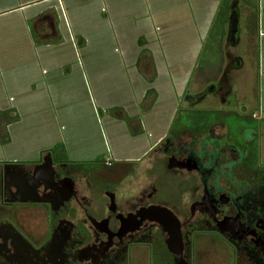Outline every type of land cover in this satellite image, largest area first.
<instances>
[{
    "label": "crops",
    "instance_id": "crops-1",
    "mask_svg": "<svg viewBox=\"0 0 264 264\" xmlns=\"http://www.w3.org/2000/svg\"><path fill=\"white\" fill-rule=\"evenodd\" d=\"M220 1L0 0V111L14 109L19 116L5 122L9 141L0 148L22 142L33 127L43 139L35 151L26 150V158L0 160V177L5 166L35 162L55 144H63L67 159L75 163L105 157L109 147L117 162L143 169L144 157L167 135L199 67ZM258 7L257 71L248 88L255 83V97L246 90L251 94L250 107L256 104L257 117L264 112V0H258ZM139 38L145 40L144 46ZM65 44L66 50H61ZM142 49L155 72L151 82L140 60ZM77 76L90 81H83L85 99L76 102L79 92L72 94L70 79ZM149 89L154 90V102L142 109L140 103ZM124 97L127 102L121 101ZM39 104L47 111L53 106V114L67 121L63 131L79 141V157H73L79 146L71 150L62 129L49 121L52 111L42 119L52 128L50 133L39 128L40 118L28 117ZM114 107H123L138 121L125 125L108 114Z\"/></svg>",
    "mask_w": 264,
    "mask_h": 264
},
{
    "label": "flooded vegetation",
    "instance_id": "flooded-vegetation-1",
    "mask_svg": "<svg viewBox=\"0 0 264 264\" xmlns=\"http://www.w3.org/2000/svg\"><path fill=\"white\" fill-rule=\"evenodd\" d=\"M188 135L158 142L136 189L133 173L111 181L50 150L51 166L36 167L48 151L5 166L16 194L37 178L43 201L8 202L2 174V202L18 211L0 218V264H195L200 234L226 243L232 264H264V171L244 168L226 134Z\"/></svg>",
    "mask_w": 264,
    "mask_h": 264
},
{
    "label": "rangeland",
    "instance_id": "rangeland-1",
    "mask_svg": "<svg viewBox=\"0 0 264 264\" xmlns=\"http://www.w3.org/2000/svg\"><path fill=\"white\" fill-rule=\"evenodd\" d=\"M253 13V6L248 4L245 0H231L228 20L226 23L227 31H225L222 38L220 49L218 51L219 54L218 56H215L216 54L210 53V50H206L202 54L200 57L201 66L199 62V67L190 79L186 93L182 98L180 108L182 111L208 110L206 117L209 122L213 123V125H210L206 132L199 134L203 136L209 130L218 135L226 134L228 142L237 144L246 150V158L243 164L244 168L246 167L248 170H252L258 167L257 169L264 171V112L261 111L260 116H256L258 113L256 104L254 108L250 107V103L248 102V99H250V93L248 91L246 92V90H249L248 88L251 84L249 78H252L253 76V79H256L255 71H257V34L255 32L256 24L255 17L252 15ZM66 47V44L63 45L61 50H66ZM142 58V62H144V65L146 66L144 69L150 76L152 74V65L148 55L144 54ZM65 71L66 69L63 70L64 73ZM67 78L68 77L65 79ZM75 79L76 84H74ZM75 79H70L72 82V89H70V91L73 95L75 91V93L79 92L74 97L77 102L78 99H85V87H81V85H84L83 81L89 82L90 79L87 76L83 78V81L79 76ZM255 87V83H252L249 90L254 97L256 94ZM10 94H12V92L9 93V95ZM246 95H248L247 98ZM151 96L152 94L149 95V98H151ZM121 101L127 102V97H124L123 99L121 98ZM67 103H72V101L69 100ZM67 103L65 102V104ZM146 103L147 101H145V104ZM145 104L144 102H141L140 107L143 109ZM55 110L56 109L52 106L51 110L47 111L46 106L39 104V108H37L36 111L29 112L28 117L40 118L39 120L42 123H40L41 127L39 128H43V130L50 133L52 132V128L48 126L49 124L44 123L42 119H45L48 112L50 113L52 111L53 114ZM103 111V114L108 112V114L115 116L117 120L123 122L125 125H127V119L129 117H134V119H136L135 116H129L130 114L125 111L123 107H117L112 111ZM199 113H194L193 115L189 114V116L186 117L181 113L173 124L171 128L172 131L169 129L168 133L180 132L185 140L191 132L189 130H185L184 128L187 127V124L191 123L194 118H197V116L200 115ZM122 114H125L128 118L120 116ZM7 119L8 118L0 114V139L3 137L2 134H4V124ZM49 121H53L59 130L62 129L61 133L66 135V131H63L65 126H67L65 124L67 123L66 120H61L57 117V115L55 116V114H53L50 116ZM117 131L121 132L120 129H117ZM25 133L23 138H21L22 142H25L23 146L20 147L19 144L22 142L17 140L9 147L0 148L1 161H5L6 158L9 159L12 157H20L22 159L26 158V150L28 152L35 151L38 144L39 146L42 145L43 139H41L40 136L38 137L37 129L35 127L32 128L31 134H28V131ZM66 137L67 141L72 144L70 145L68 143L71 150H73L74 146L77 147L80 145L79 141L77 142L76 137L67 135ZM117 137L119 140L124 139L120 133ZM97 139H99V137H97ZM101 141L103 143V140ZM0 144L2 143L0 142ZM80 149V146L75 149L77 154L75 156L73 155V157H79L77 151ZM59 150L60 148L57 150V153ZM107 150L108 153L104 154L105 157L103 156L94 161L80 162L78 164L82 165L84 169L88 171L91 169L94 170L102 178H106L111 181L122 180L125 176L133 173V176H130L128 180L129 182L133 181L132 184H130L132 187L135 189L138 188L139 182L144 174V169H139L140 166L137 165V168L133 171L132 164H129V162L126 161L117 162L114 160V152L112 153L109 147ZM82 158L88 159L85 156H82ZM108 160H110L111 163L108 162ZM129 182L127 181L126 183L128 184ZM17 207L18 206L16 205L4 206L0 190V218L10 219L9 216H12L15 211H18V209H16ZM10 221H14V219H10ZM198 237V245L194 254L195 264H232V251L226 243L216 237L211 238L209 235L206 236L200 234ZM157 260L158 259H156L153 264H157Z\"/></svg>",
    "mask_w": 264,
    "mask_h": 264
},
{
    "label": "trees",
    "instance_id": "trees-1",
    "mask_svg": "<svg viewBox=\"0 0 264 264\" xmlns=\"http://www.w3.org/2000/svg\"><path fill=\"white\" fill-rule=\"evenodd\" d=\"M248 4H251L254 8V13L252 14L255 17V24L257 23V17H258V0H245ZM230 4H231V0H221L218 10L216 11L215 17L213 19L211 28L209 30L208 36L206 38V41L204 43V48L202 50L201 56L202 54L207 50H210V53H215V56H218L219 54V49H220V45L222 42V38L225 34V23L228 20V14H229V10H230ZM138 43L140 46H144L145 45V40L143 38H139L138 39ZM214 46V47H213ZM147 50L146 49H142L141 52V57L140 60L142 58V56L144 54H146ZM218 52V53H217ZM200 56V57H201ZM200 66H201V62H200ZM155 77V72H153L151 74L150 77H146V79L148 80V82H151ZM152 94L151 98H149V95ZM155 99V94H154V90L149 89L146 91V94L143 98L144 104L145 101H147V103L145 104V107H143V109H148L149 107H151V105L153 104ZM115 108L110 109L109 111L115 110ZM201 112V113H199ZM183 114L186 116H189V114H200L199 116H197V118H194V120H192L191 123L187 124V127H185V130H189L191 133H204L206 132V129L210 126L213 125V123L209 122V120L206 117V114L208 113V110H181V108L178 109L176 116L174 117L170 130L173 126V124L175 123V121L177 120V118L180 116V114ZM0 114L3 115L4 117L8 118L7 121H17L19 116L16 113V111L14 109H8V110H4V111H0ZM12 114V115H10ZM122 117H126L125 114L120 115ZM128 118V117H126ZM136 119H134V117H129L127 119V124H130L133 121H138V116H135ZM172 131V130H171ZM3 137H1L0 142L2 144H5L9 141V136L6 132H4V134H2ZM60 148L59 152L57 153V150ZM50 151H52L56 157L59 158H67V154L65 151V147L63 144H56L53 148L50 149ZM112 166V165H111Z\"/></svg>",
    "mask_w": 264,
    "mask_h": 264
},
{
    "label": "water",
    "instance_id": "water-1",
    "mask_svg": "<svg viewBox=\"0 0 264 264\" xmlns=\"http://www.w3.org/2000/svg\"><path fill=\"white\" fill-rule=\"evenodd\" d=\"M52 164V156H51V152L48 151L46 153V155L43 157V161L42 163L36 165V167H42L43 165L46 166H51ZM10 178L7 176V173L4 171L3 173V195L6 198V200L8 202H27V201H31V202H41L43 200H40L37 198V178H33L32 182H29V186L27 185V182L24 180H19L17 181L18 183L24 184L22 186V188H27L29 187V194L27 195V197H23L21 196L20 193L16 194V190L14 191L12 188L15 186V182H12L11 180H9ZM26 182V183H25ZM28 189V188H27ZM20 194V195H19Z\"/></svg>",
    "mask_w": 264,
    "mask_h": 264
}]
</instances>
